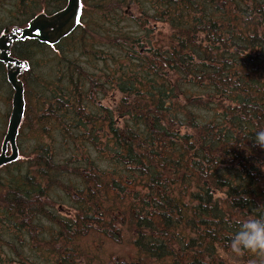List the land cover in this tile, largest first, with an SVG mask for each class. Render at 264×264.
<instances>
[{"label":"trees","instance_id":"obj_1","mask_svg":"<svg viewBox=\"0 0 264 264\" xmlns=\"http://www.w3.org/2000/svg\"><path fill=\"white\" fill-rule=\"evenodd\" d=\"M80 1L58 44L10 48L28 69L0 264H264L230 247L264 218V0ZM4 3L0 35L66 0ZM11 98L0 62V147ZM105 241L127 252L100 255Z\"/></svg>","mask_w":264,"mask_h":264},{"label":"water","instance_id":"obj_2","mask_svg":"<svg viewBox=\"0 0 264 264\" xmlns=\"http://www.w3.org/2000/svg\"><path fill=\"white\" fill-rule=\"evenodd\" d=\"M80 9V0H67L60 11L51 15L40 13L25 28L0 36V62L6 67V79L12 88L10 114L0 147V168L19 158L16 139L25 109L24 87L19 75L22 68L27 69L28 64L9 55L12 42L36 39L47 45H55L76 28Z\"/></svg>","mask_w":264,"mask_h":264},{"label":"clouds","instance_id":"obj_3","mask_svg":"<svg viewBox=\"0 0 264 264\" xmlns=\"http://www.w3.org/2000/svg\"><path fill=\"white\" fill-rule=\"evenodd\" d=\"M254 143L264 149V129L257 131ZM230 247L237 255H243L244 251L264 255V218L249 216L241 220Z\"/></svg>","mask_w":264,"mask_h":264},{"label":"rangeland","instance_id":"obj_4","mask_svg":"<svg viewBox=\"0 0 264 264\" xmlns=\"http://www.w3.org/2000/svg\"><path fill=\"white\" fill-rule=\"evenodd\" d=\"M86 2L87 1H90V0H85ZM6 3L2 4L0 7V10L3 9L4 10V5ZM128 8H123L125 10V14L127 15V17H133L135 18L137 16V13H136V9L133 7H129L127 6ZM40 13H44V11H42L43 9H40ZM39 14V13H38ZM0 15L1 17L3 16V13L0 12ZM5 20L3 19V21L1 22L0 25H5ZM156 27L158 29H161L162 33L166 34L168 31H167V27L166 26H161L159 24L156 25ZM7 34V33H6ZM107 106H110V104L107 102ZM20 139V138H19ZM22 142L24 141L23 139H20ZM17 142H18V137H17ZM19 158H22L20 155H19ZM90 244H91V241L89 239H85V240H82L79 244L80 247H83V248H86L89 252H90ZM94 242L92 243V247L94 246ZM98 247H97V251L100 255H103V256H108V255H113V256H120L124 253L127 252V249L124 248L122 245H119V244H116V243H113V242H109V241H105V242H100L99 244H97Z\"/></svg>","mask_w":264,"mask_h":264},{"label":"bare ground","instance_id":"obj_5","mask_svg":"<svg viewBox=\"0 0 264 264\" xmlns=\"http://www.w3.org/2000/svg\"><path fill=\"white\" fill-rule=\"evenodd\" d=\"M23 29V28H22ZM8 34V33H7ZM16 42V41H15ZM13 43V42H12Z\"/></svg>","mask_w":264,"mask_h":264}]
</instances>
